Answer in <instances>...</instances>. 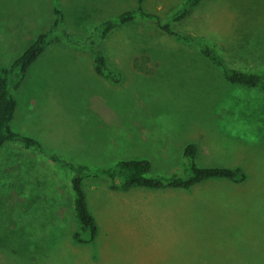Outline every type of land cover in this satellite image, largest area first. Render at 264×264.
I'll list each match as a JSON object with an SVG mask.
<instances>
[{"label": "rangeland", "instance_id": "obj_1", "mask_svg": "<svg viewBox=\"0 0 264 264\" xmlns=\"http://www.w3.org/2000/svg\"><path fill=\"white\" fill-rule=\"evenodd\" d=\"M183 2L58 0V32L99 37L101 22L140 5L167 21ZM55 20L54 0H0V64L11 66ZM172 26L205 37L231 65L264 68V0H205ZM101 45L120 82L96 72L88 47L53 43L15 91L14 129L92 165L149 158L154 174L180 171L183 148L197 142L200 163L241 167L247 178L126 191L89 179L99 233L83 243L70 175L47 154L6 143L0 264H264V91L229 81L196 44L141 17ZM146 54L147 71L135 65Z\"/></svg>", "mask_w": 264, "mask_h": 264}, {"label": "trees", "instance_id": "obj_2", "mask_svg": "<svg viewBox=\"0 0 264 264\" xmlns=\"http://www.w3.org/2000/svg\"><path fill=\"white\" fill-rule=\"evenodd\" d=\"M143 0H139L142 3ZM205 0H184L181 6L172 10L167 21L152 11L145 10L141 5L128 9L114 17L101 22L96 27L99 37L74 36L70 32L61 29L64 23V12L58 0H54V13L56 20L46 31L40 33L36 40L20 55L11 66L0 64V149L11 142H19L25 147L37 150L61 166L70 175L69 181L74 195L75 214L80 222V229L74 233L78 242L91 243L99 233V222L90 207L89 198L85 190V182L92 178H105L109 180L113 190L126 191L134 187L144 188H181L190 189L210 180L231 179L236 182L244 181L247 173L241 167L226 165H204L199 161V145L197 142H189L183 148V165L178 172L170 174H154L153 163L149 158H121L111 165H92L79 162L62 156L55 152L48 153L43 143L36 137L16 131L13 127L18 99L15 91L19 90L25 81L30 67L40 58L46 49L53 43L69 41L84 47H88L94 57L95 70L112 81L120 82L123 72L110 66L107 54L104 52L101 42L109 34L120 26L136 21L139 17L149 20L177 39L194 43L211 61L223 68L226 79L233 83L258 87L264 91V68L252 70L246 67L231 65L226 56L205 37L195 33H181L174 29L173 22L185 20ZM93 36V37H91ZM151 60L150 54L138 57L135 65L142 67L143 62ZM141 66V67H139ZM146 69L145 71H147Z\"/></svg>", "mask_w": 264, "mask_h": 264}, {"label": "crops", "instance_id": "obj_3", "mask_svg": "<svg viewBox=\"0 0 264 264\" xmlns=\"http://www.w3.org/2000/svg\"><path fill=\"white\" fill-rule=\"evenodd\" d=\"M7 30H9V29H7Z\"/></svg>", "mask_w": 264, "mask_h": 264}]
</instances>
